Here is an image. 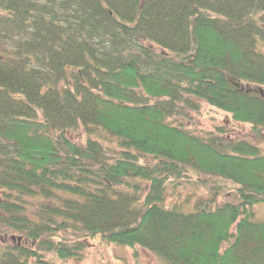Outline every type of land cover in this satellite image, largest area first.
<instances>
[{"label": "trees", "instance_id": "16d2710c", "mask_svg": "<svg viewBox=\"0 0 264 264\" xmlns=\"http://www.w3.org/2000/svg\"><path fill=\"white\" fill-rule=\"evenodd\" d=\"M201 103L263 135L264 0H0V264H264V155L184 127Z\"/></svg>", "mask_w": 264, "mask_h": 264}, {"label": "rangeland", "instance_id": "374dc122", "mask_svg": "<svg viewBox=\"0 0 264 264\" xmlns=\"http://www.w3.org/2000/svg\"><path fill=\"white\" fill-rule=\"evenodd\" d=\"M249 91H257L252 88H247ZM187 112V111H184ZM187 118L181 117L179 121L184 127L190 129L196 134L209 132L212 135H219L222 131L224 136L232 140H241L255 146L260 154L264 155V133L261 137L256 138L250 126L238 125L230 122L229 115H226L214 108L201 103L196 112H187ZM79 133L75 135L78 136ZM221 135V134H220ZM78 139V138H77ZM180 193L179 197L177 194ZM192 202L199 197H205L204 191L199 188H193L190 185H185L179 189L172 191L170 185L167 189L166 205L169 206L174 202H180L187 195H192ZM230 198L223 194L217 198V205L221 206ZM255 219L257 221L264 220V203L257 204L253 208ZM6 244H15L21 246L26 245V241L17 235H7L4 238ZM49 258V257H48ZM61 264H165L155 254L136 247L129 249L117 245L106 244L100 240L89 241L86 243V249L76 256L75 259H69Z\"/></svg>", "mask_w": 264, "mask_h": 264}, {"label": "water", "instance_id": "95a60500", "mask_svg": "<svg viewBox=\"0 0 264 264\" xmlns=\"http://www.w3.org/2000/svg\"><path fill=\"white\" fill-rule=\"evenodd\" d=\"M231 84L234 86V87H236V88H240V89H244V86H242L241 84H239V83H233V82H231Z\"/></svg>", "mask_w": 264, "mask_h": 264}]
</instances>
